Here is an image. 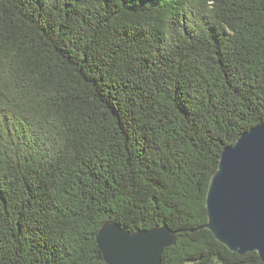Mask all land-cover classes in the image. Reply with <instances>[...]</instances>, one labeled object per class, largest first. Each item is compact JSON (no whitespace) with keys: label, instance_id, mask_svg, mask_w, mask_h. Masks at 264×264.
Instances as JSON below:
<instances>
[{"label":"trees","instance_id":"obj_1","mask_svg":"<svg viewBox=\"0 0 264 264\" xmlns=\"http://www.w3.org/2000/svg\"><path fill=\"white\" fill-rule=\"evenodd\" d=\"M264 121V0H0V264H264L204 227L221 151Z\"/></svg>","mask_w":264,"mask_h":264},{"label":"water","instance_id":"obj_2","mask_svg":"<svg viewBox=\"0 0 264 264\" xmlns=\"http://www.w3.org/2000/svg\"><path fill=\"white\" fill-rule=\"evenodd\" d=\"M205 207L204 227L218 242L238 254L256 252L264 261V121L223 148L209 180ZM161 229L163 240L154 235ZM176 233L167 226L130 232L108 221L98 228L95 239L107 264H162V253Z\"/></svg>","mask_w":264,"mask_h":264},{"label":"snow or ice","instance_id":"obj_3","mask_svg":"<svg viewBox=\"0 0 264 264\" xmlns=\"http://www.w3.org/2000/svg\"><path fill=\"white\" fill-rule=\"evenodd\" d=\"M209 196L210 193L208 194V209H209ZM210 210V209H209ZM211 227V226H210ZM156 237H158L159 239L163 240L165 237V232L163 231V229H161L158 233L154 234Z\"/></svg>","mask_w":264,"mask_h":264}]
</instances>
